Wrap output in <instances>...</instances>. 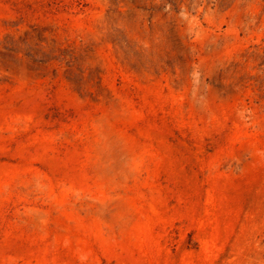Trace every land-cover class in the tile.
Segmentation results:
<instances>
[{"label": "rangeland", "instance_id": "374dc122", "mask_svg": "<svg viewBox=\"0 0 264 264\" xmlns=\"http://www.w3.org/2000/svg\"><path fill=\"white\" fill-rule=\"evenodd\" d=\"M0 264H264V0H0Z\"/></svg>", "mask_w": 264, "mask_h": 264}]
</instances>
